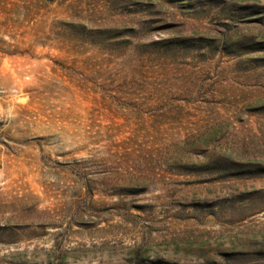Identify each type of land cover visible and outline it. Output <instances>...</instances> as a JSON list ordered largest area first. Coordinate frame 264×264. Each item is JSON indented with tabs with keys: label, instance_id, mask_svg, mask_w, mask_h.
<instances>
[{
	"label": "rangeland",
	"instance_id": "obj_1",
	"mask_svg": "<svg viewBox=\"0 0 264 264\" xmlns=\"http://www.w3.org/2000/svg\"><path fill=\"white\" fill-rule=\"evenodd\" d=\"M0 264H264V0H0Z\"/></svg>",
	"mask_w": 264,
	"mask_h": 264
}]
</instances>
